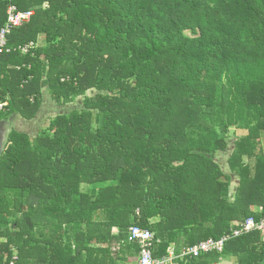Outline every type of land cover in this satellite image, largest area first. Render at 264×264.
<instances>
[{
  "label": "trees",
  "instance_id": "16d2710c",
  "mask_svg": "<svg viewBox=\"0 0 264 264\" xmlns=\"http://www.w3.org/2000/svg\"><path fill=\"white\" fill-rule=\"evenodd\" d=\"M11 3L34 14L0 55V122L35 119L45 89L72 109L10 133L0 264H130L133 226L162 258L264 218V0H0V30ZM224 259L264 264L262 233L175 262Z\"/></svg>",
  "mask_w": 264,
  "mask_h": 264
},
{
  "label": "built area",
  "instance_id": "2783aa9c",
  "mask_svg": "<svg viewBox=\"0 0 264 264\" xmlns=\"http://www.w3.org/2000/svg\"><path fill=\"white\" fill-rule=\"evenodd\" d=\"M33 14L32 10L27 12L20 11L14 4H9L6 24L0 30V55L9 52L7 47L8 36L12 31L29 23ZM32 46L33 44L23 47L22 52L28 53ZM7 105V102L0 100V111H3ZM262 212H264V209L260 210V213ZM254 231L264 234V218L257 220L254 217H250L242 223L237 224L236 228L231 229L230 233L220 240L216 241L210 239L200 242L195 246L183 248L179 254H176L175 250H168V255L162 258H156L154 256L156 245L161 243L154 232L138 226H133L129 229V236L130 241L136 243L140 249L137 264H172L177 259H184L187 257L196 258L210 253L221 254L228 241ZM17 261L18 256L15 254L10 264H16Z\"/></svg>",
  "mask_w": 264,
  "mask_h": 264
},
{
  "label": "crops",
  "instance_id": "0c3cea01",
  "mask_svg": "<svg viewBox=\"0 0 264 264\" xmlns=\"http://www.w3.org/2000/svg\"><path fill=\"white\" fill-rule=\"evenodd\" d=\"M46 99L47 98L45 96V102L42 106L40 113L32 121H28V120L22 118V116H20V115H11V116H7L6 118H4L0 122V156L2 155L5 147L7 146L8 139H9L10 133L12 131L15 130L18 132L27 133L30 136L35 137L38 134L39 130H41L43 128H47L46 125H44V124H46L49 119L48 118L43 119V116H42V112L44 111V107L47 105ZM258 208L255 209L252 207V211L257 212ZM113 232H114V234H117L118 230L114 229ZM173 249L175 250V246H171L168 250H173ZM226 262L229 263V261H222L220 264H225ZM130 264H132V263H130ZM135 264H137V262H135ZM172 264H178V263L174 261V263H172ZM229 264H231V263H229Z\"/></svg>",
  "mask_w": 264,
  "mask_h": 264
},
{
  "label": "rangeland",
  "instance_id": "374dc122",
  "mask_svg": "<svg viewBox=\"0 0 264 264\" xmlns=\"http://www.w3.org/2000/svg\"><path fill=\"white\" fill-rule=\"evenodd\" d=\"M34 13V11H33ZM40 43L39 45H45V36H41L40 37ZM91 95V93H90ZM45 96H46V101H47V105L44 107V111L42 112V116H43V119H46L48 118L47 120V123L44 124L46 125V127H48L51 123V119L54 118L55 116L59 115V114H63L65 113L66 110H71L72 109V106L71 107H61V106H58L56 105V103L52 100H50V94L48 92L47 89H45ZM32 121V120H31ZM246 135V131H236V132H232V137L234 139H237L239 137H242ZM229 154H226V155H222V156H217V161L219 162L221 168L227 170V165H226V160H227V157H228ZM83 190H87L88 189V186L84 185L83 187ZM255 209H257L258 207H253ZM260 209H263L262 207H259ZM258 208L257 212L255 213H260V209ZM259 211V212H258ZM263 235V238H264V234ZM4 241V240H2ZM174 250V249H173ZM224 261H229V263L231 264H235L234 261H231L229 259H224ZM228 262H226L225 264H229ZM132 264H135V262H132Z\"/></svg>",
  "mask_w": 264,
  "mask_h": 264
}]
</instances>
